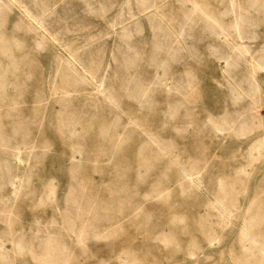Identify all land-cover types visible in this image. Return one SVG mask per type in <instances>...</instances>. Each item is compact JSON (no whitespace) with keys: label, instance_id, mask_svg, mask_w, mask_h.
<instances>
[{"label":"bare ground","instance_id":"6f19581e","mask_svg":"<svg viewBox=\"0 0 264 264\" xmlns=\"http://www.w3.org/2000/svg\"><path fill=\"white\" fill-rule=\"evenodd\" d=\"M130 4V7L134 4L136 8L126 9L123 16L133 20L136 17L135 10L142 15L157 9L160 19H155L154 15L148 18L152 37L149 42L139 39L140 28L137 26H134L133 31L126 30L118 35L120 44L116 52H113L115 71L108 76L103 73L106 59L101 43V47L97 45L99 49L96 46V49L83 52L87 60H81L86 65H80L86 70L81 74L75 67L78 64L76 56L71 55L76 48L73 39L76 38L78 42L77 37H74L75 33L71 34L76 30L70 28L71 35L65 36L69 40H62L55 34H49L41 21L27 9H23V4L18 0H0V10H11L14 5L18 10H23V17L27 21L24 25L14 23L10 29L0 22V194H5V184L9 183L11 186V198H0V223L3 221L7 230H11L7 234L0 233V264H12L19 259L16 256L23 259L26 254L40 264H82L86 258L82 248H71L66 239L53 232L44 236H39L38 231L31 232L26 238L24 223L16 224L11 217L13 209L6 210L3 207L5 203L12 201L15 208L14 203L18 199L31 212L42 208L50 209L54 218L47 223V227L58 225L64 229H77L81 231L82 237L92 235L98 226L107 222L113 224L110 236L115 238L120 236L123 224H129L131 228H135V232L144 236L146 243L143 241L140 247L145 251L128 248L123 259L119 254L116 257L118 264H160L157 259H150L149 250L146 249L150 241L159 242L169 250V257L166 258L168 263L172 260L174 264H180L176 261L177 255L195 257L201 252L200 241L194 236L195 233L208 244L213 238L220 241L223 235L219 236L217 231L228 227L231 230L236 214L242 213L237 238L240 252L237 255L230 252L231 262L228 264H264V174L259 178L258 185L250 189L248 182L251 173L245 168L264 159V136L249 146L241 167L224 175H204H210L208 180L212 181L213 186L211 200L198 218L189 219L186 214L178 212L177 208L174 210L172 207H165L170 212L169 218L161 222V231L151 234L146 230L151 229L153 216L141 209L138 213L136 202L140 196L144 200L158 199L170 204L172 186L179 197L188 198L203 180V176L196 175L201 160L200 163L197 160H180L177 146L171 141H163L158 130L151 126V120L158 117L161 129L171 125L172 131L179 137L185 132V126L179 125L180 123L197 122L189 105L195 103V70H185L178 79L173 78L170 71L171 66L182 60L187 45L191 56H196V43L206 41L209 43L208 56L216 61L231 60V65L226 70L232 84L231 96L235 100L242 96L248 97L250 103V108L239 113L233 122L239 121V129L244 132L248 130L264 133V120L258 116V106L263 100L257 95L259 89L256 77L259 70H264V43L257 51H253L251 47V41L257 38L256 31L264 19V0H139L128 3ZM3 18L4 15L0 14V21ZM114 22L117 20L110 23L111 28ZM76 26L82 31L79 33L83 39L92 37L93 31L84 29L80 23ZM26 35L39 38L37 41L40 48L45 39L48 51L54 52L49 45L51 44L62 47L67 55L70 54L69 58H59L61 67H58L57 62L53 63L55 74L48 93L43 88L29 93L26 88V83L33 75L32 68L25 71L23 68L27 64L21 62L23 56H14L21 50L18 36ZM9 39H15L18 43L10 45ZM55 56L58 58L57 48ZM109 64L107 61V66ZM242 64L245 65L246 72L233 76ZM148 66L155 67L161 73L151 84L144 77L140 78ZM40 69L35 67L41 74ZM165 78L172 80V90H168L170 87L165 85ZM98 83L102 87L105 84L104 90L95 88L94 93L86 92V86L97 87ZM253 83L257 86L254 87ZM155 85L166 92L164 107L159 112L155 109L152 95ZM184 86L185 90L190 91L189 97L184 94L185 90L182 91ZM114 89L116 94L112 93ZM122 92L126 93L134 107L143 108L146 114L139 117L129 109L124 113L120 105ZM25 97H29L34 103L23 109L19 104L24 103ZM122 114L127 116L125 123L121 120ZM46 117L49 118L55 137L62 141L67 150L63 172L67 176L69 187L63 200L56 197L55 180L44 184L36 176L37 168L44 164V156L39 152L45 153L51 150V146L41 136H33V131L37 127L41 131ZM223 122L227 127L233 125L226 117ZM218 129L219 126L212 122L209 131L216 134ZM197 130L193 131L195 136L205 131ZM141 133L144 135L142 142L133 147L135 157L117 159L112 171L105 167L111 160L105 158L108 152L114 154L124 151L126 145L137 141ZM123 137L126 145L123 144ZM196 148L204 150L201 140ZM90 163L94 175L101 178L98 186H102V191L92 189L95 180L88 170ZM28 166L31 167V179L26 186L24 179ZM17 180L20 187H16ZM34 181L43 184L36 186ZM140 185H147V189L139 192ZM42 187L46 189L43 190ZM249 190L252 197L242 211L237 203ZM100 220L105 222L101 224ZM12 224L19 225V230L13 232ZM181 234L188 237L185 247L180 243ZM6 235L11 238L9 249L2 245L7 241L3 238ZM224 259L222 252L214 263Z\"/></svg>","mask_w":264,"mask_h":264},{"label":"rangeland","instance_id":"374dc122","mask_svg":"<svg viewBox=\"0 0 264 264\" xmlns=\"http://www.w3.org/2000/svg\"><path fill=\"white\" fill-rule=\"evenodd\" d=\"M18 1L21 3V5L23 4V9H27L33 16L41 21L42 25H44V27H46L49 31V34H55L57 38L68 41L69 38L67 39L65 38V36H69L75 33L74 37H77L79 43L75 40L76 38L73 39L75 41L74 46L76 48H73L74 51H72L71 55L73 57L76 56L78 64L75 62V67L76 70L81 74H84V71H86L84 68H81L82 65L83 67H86L83 61L87 60V56L84 55L83 52H87V50L90 49H96V46L98 44V46L102 44L101 46L106 52H104L106 59L104 65H106V67L104 68L103 73L107 74L108 76L110 74L112 75L115 71V67L113 65L115 53L113 52H116V48L118 44H120L118 35L126 30L131 29V31H133L134 26H137L140 28L139 39L143 42H149L152 37L148 27V18L154 15L155 19H160V15L157 9L142 15L141 12L135 10L134 14L136 17L133 20H131L130 17H125L122 15L123 13H125L126 9L136 8L134 4L132 7H130L131 4L128 5V3H133L139 0ZM22 13L23 10H18L14 5L11 6V10L1 9L0 14H3L4 18L0 22L4 25V27L9 29L14 23L24 25L25 23H27V21L26 19H24ZM114 20H117L119 24L117 22H114V25L111 28L110 23H112ZM78 23H80L84 27V29L93 31V35L91 38H82V34L80 35L79 33L81 30L78 26H76L78 25ZM23 27L24 26H22V28ZM70 28L76 31L73 30L74 32L70 34V32L72 31L69 30ZM20 33H22V31ZM65 33L67 35H65ZM256 33L257 38L251 41V47L253 51L259 50L264 43V19ZM17 40L21 45V50L16 53L17 55L14 56H23L21 62L27 64L23 68L25 71L32 68L31 71L33 75L26 83L27 90L29 91V93H33L37 88H43L44 92L48 93L49 86L55 74L53 63L57 62L59 67L61 65L60 59H63V57L67 58V56L70 54L67 55L62 50V47L59 48L56 47V45H53V47L51 44H49L52 47L51 50H53L55 53L57 48V58L54 52L48 51V44L45 39L42 40L41 48L38 47L37 40H39V38H30V36L26 35L25 37L18 36ZM9 42L10 45L18 43L15 39H9ZM84 43L86 45H84ZM196 46L198 47V56H191V54L188 52L187 45L185 47L186 49L183 51L182 60L171 66L170 71L173 78L178 79L180 75H182V73H185V70H195L197 75V87L195 89L196 97L194 100L195 103H190L189 105L194 112V115L196 116L197 122L180 123L179 125L185 126V132H183V134L179 137L178 135L174 134L171 125H167L165 128L161 129V120L158 117L151 120L153 121V124L151 126L158 130V133L163 141H171L177 146V154L180 160H197L199 161V163L201 160V166H197V169H199V171H197L196 175L203 176V180L201 185L198 188H195L192 192V195L188 198L179 197L174 192V186H172V199L170 204H166L158 199L144 200L143 198H140V196H138V199L136 201L137 212L139 213V211L142 210L150 213L153 216V219L150 222V225L152 227L150 230H146L151 234H156L161 231V222L169 218L170 212L166 211L165 207L169 209L170 207H172L174 210H176L177 208L178 212L186 214L189 219L198 218V215H201L204 206L208 203L209 200H211L210 192H212L211 188L213 186V183L212 181L208 180V177L210 175L214 176L217 173H221V175H224L227 174L230 170L241 167L245 162L246 152L249 146L257 139H261L262 136H264L263 132H253L248 130L244 132L243 130L239 129V121L235 123L233 122V120L237 119L239 113L247 111L250 108V103L248 97L242 96L239 97L238 100H235L231 96L230 91L232 89V84L229 79L230 75L226 73V70L231 65V60L229 59V62L227 61L228 59H218V61H216L212 57L208 56L207 49L209 47V43L206 41L197 42ZM100 47H98L97 49H99ZM224 60L227 62L226 64L224 63ZM107 61L108 63H110L108 66ZM244 66L243 64L240 65L237 68L236 72L232 75L238 76L241 72H246ZM35 67L41 68V74L37 70H35ZM146 69L147 70L145 72L143 71V74L142 76H140V78L144 77L147 82H150V84L153 79L156 81V79L161 76L160 71H157L155 67L148 66ZM256 77L259 89L257 95L260 96L264 102V70H259V72L256 74ZM166 80L168 81L166 82ZM165 85H168L170 87L168 90H172L173 83L170 78H165ZM96 86L97 87L91 85L86 86V92L94 93L95 88H98V90L100 91L104 90L105 84L103 87L100 86L99 83ZM253 86L256 87L257 85L253 83ZM166 88L168 87L166 86ZM152 90L155 109L159 112L164 107L163 101L165 102L164 95L166 94V92L162 91V89H160L157 85H155ZM184 90L185 86L182 91ZM112 93L116 94L117 92L114 89ZM184 94L186 95V97H189V89H186ZM170 96L172 97L173 95ZM263 102H261L258 106V116L261 120H264ZM33 103L34 102L31 101L29 97H25L24 103H20L19 106H21L23 109H26L32 106ZM120 105L124 113L128 112L129 109L133 114L139 117L146 114V111H144L143 108L139 109L138 107L136 108L131 104L130 100H128V98L126 97L125 92H122ZM110 109L112 110V108ZM224 117H226V119H228L230 123H233L232 127H227L225 124H223ZM126 119L127 116L125 114H122V122L125 123ZM211 121L219 126V131L217 130L216 134L209 131L212 125ZM38 128L39 127L34 129L33 136H41L42 138H44V140L51 146V150L45 153L39 152L40 155L44 156V164H42L43 167L40 166L39 168H37L38 170L36 171V176L40 177L44 184L48 183L49 181L52 182L53 180H55L53 182L56 183V197L59 200H63L69 187L67 176L63 172V166L65 165V162L67 160V150L64 148L62 141L55 137L48 117L44 118L41 126V131H39ZM196 129L205 131L201 135L195 136L193 131H195ZM143 137L144 135L142 133L139 134L137 137V141L130 143L129 146L126 145V143L124 142L125 138L123 137V144L126 145L125 150L122 152H114V154L108 152L105 158H111V160L109 163H106L105 167H108L110 171H112L113 165L115 164L117 159H131L135 157L136 151L133 147H135L137 143L139 144L140 142H142ZM200 140L202 141L204 150L196 148V145L198 144V142L200 143ZM155 152L160 156L157 151ZM242 156H244V158ZM163 158L165 159V157ZM262 160L264 159L262 158ZM262 160H259L254 166L245 167L248 173H251L250 182H248V188L250 189L253 186L258 185L259 178L264 174V161ZM91 165V163L88 164V170L95 180V184H92V189L102 191V186H98L100 185L99 183L101 178L100 176L94 175V172L90 168ZM30 172L31 167L28 166V168L26 169V177L24 179L26 180V186L31 179ZM18 173L21 174L20 171ZM206 173L210 175L204 176ZM43 183L34 181V184H37L36 186H42ZM15 184L16 187H20L18 180L15 182ZM28 189L29 187H27V190ZM42 189L45 190L46 187H42ZM146 189L147 185H140L139 192H142ZM4 191L5 194H0V198H2L3 200L11 198V194L9 192L11 191V186L9 185V183L5 184ZM251 197L252 194L249 190L238 200L237 205H239V208L242 209V211ZM3 207H5L6 210L13 209V212H11L13 215H11V217L15 220L16 224L19 223L20 225L21 223H24L26 238L27 236H30L31 232L36 233L38 231L37 233L39 236H44L53 232L54 234L60 236L62 239H66L71 248L75 250L82 248L84 251V255L86 256L82 264H118V260H116V257H118L119 254L123 259L128 248H133L140 252L145 251L140 247L141 243L144 241V236H141L140 232H135V228H131L127 223L123 224L120 236L112 238L110 236V233L112 232L111 226L113 224L107 223L104 220H100L101 224L105 222L104 225L98 226V228L93 231L94 233H92V235L86 234L85 237H82L80 236L81 231H78L77 229H64L60 228L58 225H56V227H47V223L52 221L54 218L53 212L48 208H42L36 212H31L27 205L25 207L20 203L19 199L16 203H14L15 208H13L12 201L9 202V204L5 203ZM21 211H23L24 213H21ZM123 216L126 217V214H124ZM241 218L242 213L236 214L235 219L233 220L235 224L231 230H229L230 227H228L227 229H222V231L220 229L219 231H217V234L219 236L223 235L220 238V241L218 238H216L215 240L213 238L212 240H210L212 243L209 242L208 244L203 241L202 237L199 234L195 233L194 236L201 243H199L201 252H198L196 254L197 256L195 257H183L182 254H179L176 257V261H178L180 264L230 263V252H233V255H237L240 252L237 238L239 234L238 230ZM19 225L15 226L14 224H12L13 232L19 230ZM46 229H49V231ZM10 232L11 230H7L6 224H4L2 221L0 223V233L7 234ZM164 232H167V230H165ZM3 238L7 241H4L2 245L5 248L9 249L11 247V244L9 242L11 240L10 236L6 235ZM179 239L180 243H182V246L185 247V243L188 242V237L181 234L179 236ZM144 242L146 243V241ZM149 246L152 248L149 249ZM146 249L149 250L150 259L155 258L160 264H174L172 260L169 261V263L166 261V258L169 257V250L161 246L159 242L155 243L150 241L148 246H146ZM222 252H224L225 259L222 260V262L217 261V263H214L217 260L219 254ZM207 257L209 258L207 259ZM15 258L19 259H17V261L12 264H40L30 258L29 254H26L25 258L23 259L19 256H16Z\"/></svg>","mask_w":264,"mask_h":264}]
</instances>
